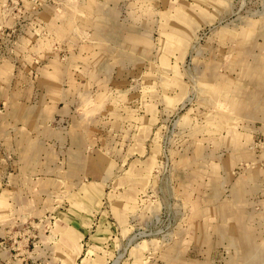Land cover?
Masks as SVG:
<instances>
[{
	"label": "rangeland",
	"instance_id": "1",
	"mask_svg": "<svg viewBox=\"0 0 264 264\" xmlns=\"http://www.w3.org/2000/svg\"><path fill=\"white\" fill-rule=\"evenodd\" d=\"M0 264H264V0H0Z\"/></svg>",
	"mask_w": 264,
	"mask_h": 264
},
{
	"label": "bare ground",
	"instance_id": "2",
	"mask_svg": "<svg viewBox=\"0 0 264 264\" xmlns=\"http://www.w3.org/2000/svg\"><path fill=\"white\" fill-rule=\"evenodd\" d=\"M192 26H193V25H192ZM173 43H174V42H173ZM161 61H162V60H161ZM163 63H164V62H163ZM165 63H166V62H165ZM165 63H164V64H165ZM177 74H178V73H177ZM118 202H119V201H118ZM67 241H68V240H67ZM64 244H65V243H64ZM69 244H70V243H69Z\"/></svg>",
	"mask_w": 264,
	"mask_h": 264
}]
</instances>
